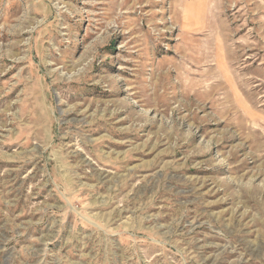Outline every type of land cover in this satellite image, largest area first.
I'll list each match as a JSON object with an SVG mask.
<instances>
[{"label":"rangeland","instance_id":"obj_1","mask_svg":"<svg viewBox=\"0 0 264 264\" xmlns=\"http://www.w3.org/2000/svg\"><path fill=\"white\" fill-rule=\"evenodd\" d=\"M0 264H264V0H0Z\"/></svg>","mask_w":264,"mask_h":264}]
</instances>
